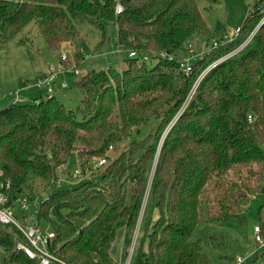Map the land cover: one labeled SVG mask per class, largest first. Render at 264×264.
<instances>
[{
    "label": "trees",
    "instance_id": "obj_1",
    "mask_svg": "<svg viewBox=\"0 0 264 264\" xmlns=\"http://www.w3.org/2000/svg\"><path fill=\"white\" fill-rule=\"evenodd\" d=\"M262 9L264 0H254L239 35L190 60L187 74L180 61L187 46L214 42L196 0H0L2 43L37 21L39 35L58 53L79 40V23L105 33L112 20L117 49L127 53L124 69H92L77 78L74 109L58 91L0 108V173L11 182V200L35 196L34 182L49 190L72 154L81 169L107 160L93 172L103 170L102 184L90 179L42 197L36 221L55 233L51 251L58 257L116 264L118 231L130 238L139 228L131 264H233L237 242L224 228L236 224L247 239L245 209L257 196L263 200L255 226L264 237V23L255 29L253 18ZM243 44L195 87L206 66ZM62 55V70L68 65L77 77L70 69L80 59ZM152 119L154 130L139 138ZM23 243L17 228L0 223V264H39L18 248Z\"/></svg>",
    "mask_w": 264,
    "mask_h": 264
},
{
    "label": "rangeland",
    "instance_id": "obj_2",
    "mask_svg": "<svg viewBox=\"0 0 264 264\" xmlns=\"http://www.w3.org/2000/svg\"><path fill=\"white\" fill-rule=\"evenodd\" d=\"M217 1V3H214L210 2V0H196L204 19L211 26L214 41L221 40L224 37H231L234 31L241 29L254 5V0ZM255 16L256 17L253 18L255 21L254 28L256 29L264 23V9L260 10ZM78 29L80 32L79 40L69 41L64 44L58 53L50 49L45 40L39 35L37 21L29 23L10 42H0V98L5 96V94L8 95L10 92L15 91L12 89V86L16 84L15 87H18L21 79H25L24 84L26 86H31V84L37 86L38 79H34L33 81H29L28 79L31 80L35 77L36 72H39L41 69L47 68L40 76L49 74L51 68L58 70L60 73V71L64 69V65L58 57L62 54H67L69 59L72 61L74 60V57L80 59L77 69L81 72V74L87 73L92 69L101 70L108 68L109 66L119 70L124 69L125 57L127 53L121 52L117 49V28L114 21L110 20L105 22V33L100 32L95 26L86 22L79 23ZM192 44V46H187L188 50L186 53L184 51L180 61H185L187 59V53L190 52L189 49H192V51L197 52L202 56V53L200 52H202L210 43L203 46L200 50L197 49L196 44ZM228 58L230 57H221L216 60V62H212L210 65L206 66L198 76V81H196L195 87L199 84L198 82L201 81V79L212 69V66ZM77 78L78 77L72 75V78L70 79L71 83H65L68 84L69 87L64 92V96L61 95V91L55 89L56 92H60L58 96L60 97L62 103L73 109L76 108L78 99L80 98V93L76 87ZM44 90V94L47 95L48 92L46 89ZM2 98L4 99V97ZM10 98L8 97L7 101L13 100L12 98L10 100ZM174 121L175 120H173V122ZM156 123V119H152L149 124L140 128L137 136L141 138L152 132L157 125ZM124 145L125 143L122 147ZM108 151L106 154L111 159L117 156L115 149L112 150V148H110ZM118 151L120 152V149ZM91 164H93V161ZM89 168L90 169H81L76 155L72 154L67 164L57 170L56 182L49 186V190L43 192L45 190L43 187L44 184H42V182H34L31 185L34 190L33 194L36 196H46L48 193L52 192V189H72L78 184L90 179L94 182L102 184L103 179L98 174H101L103 170L95 172L96 174H94V170L98 171L99 168ZM78 171H80V175L77 179L71 180V177H73ZM262 200V196L253 198L250 205L247 209H245L249 220L247 239L242 237L239 232V226L236 224L230 223L224 228L225 231L233 237L235 242H237L236 247L233 248L234 257H243L245 259L244 264H264V247L259 249L258 244L254 241L253 235V229L255 225L258 224V206ZM17 212H20L19 208H16V213ZM119 239L121 240L120 234L117 236L115 245H118ZM130 245L131 242L127 239L125 245H123L121 249H119V247L118 249H115L114 260L116 264L125 263ZM144 249H147L146 244ZM207 254L213 263H216L217 257L214 251L208 249Z\"/></svg>",
    "mask_w": 264,
    "mask_h": 264
},
{
    "label": "built area",
    "instance_id": "obj_3",
    "mask_svg": "<svg viewBox=\"0 0 264 264\" xmlns=\"http://www.w3.org/2000/svg\"><path fill=\"white\" fill-rule=\"evenodd\" d=\"M122 11L121 6L116 7V12L120 13ZM240 33V29L234 31L231 37H224L220 41H214L210 43L202 52V56L197 52L189 49V56L187 59L181 60V63L184 67V71L188 74L190 72L189 61L195 58L203 59L207 54L215 51L220 45H224L229 41L236 38ZM249 41V40H247ZM245 42L244 44H246ZM244 44L237 48L233 53L225 56L231 57L232 54L236 53L240 48L244 47ZM119 51V50H118ZM135 54L133 52L129 53V56L132 57ZM63 61H66V56L61 55ZM75 73L77 77L81 76V72L77 69V65L73 64L70 69ZM63 70L60 71V73ZM59 75V71L51 68V71L46 76L42 75L38 78V88L46 89L48 94L55 93V84L57 82ZM68 84H64L63 87H67ZM195 89V87H194ZM8 97H13V101H24L20 99L19 91L10 92ZM107 164V160L105 158L95 159L93 160L92 168H101ZM80 175V171L76 172V174L72 177L73 180L77 179ZM11 190V182L10 180H2L0 173V223L4 225H13L15 228L19 230V232L24 236L26 243L19 244L18 248L22 250L25 255L32 260H37L39 264H68L65 260L58 257L52 249V245L56 238L55 233L50 230L49 227L40 226L37 219V212L42 200L43 196H28V195H18L14 200H11L9 196V191ZM16 208L20 209V212L16 213ZM139 228L135 229L130 249L128 252L127 259L124 264H131L133 252L135 249V245L137 243ZM254 241L258 244L259 249L264 247V237L261 234L260 228L255 226L253 229ZM245 259L243 257H235L233 264H244Z\"/></svg>",
    "mask_w": 264,
    "mask_h": 264
},
{
    "label": "crops",
    "instance_id": "obj_4",
    "mask_svg": "<svg viewBox=\"0 0 264 264\" xmlns=\"http://www.w3.org/2000/svg\"><path fill=\"white\" fill-rule=\"evenodd\" d=\"M26 39H28V38H26ZM78 63H79V62H78ZM46 69H47V68H45V69H41L39 72H36L35 77H33L31 80H30V79H28V80H29V81H33L34 79H36V77L38 78V76H40L42 73H44V72L46 71ZM83 74H84V73H83ZM71 78H72V74H71V72L69 71V69H68V65H67V66H66V70L63 71V72H61V73L58 75V82L55 84L56 89L59 90V91H61L62 94H65L64 92H65L66 90H63V89H64L63 86H64L65 83L70 84V83H71V82H70V79H71ZM24 83H25V79H21V82H20V84L18 85V87H15L16 84H14V85L12 86V89H14L15 91H19L20 99L25 100V101H34V100L38 99L39 97H41L42 95H45V94H44L45 90H44L43 88H38V87L34 86L33 84H31V86H30V85L26 86ZM14 87H15V88H14ZM65 89H66V88H65ZM11 91H13V90H11ZM13 92H14V91H13ZM2 97H4V99H3ZM2 97L0 98V106H1L0 108H2V107H4V106L8 105L9 103H12V101H13V100H11L10 97H9V98H10L11 101H7L8 97H7L6 94H5V96H2ZM5 97H6V98H5ZM119 234H120V238H121V240L119 239L118 245H115V244H114V252H115V249H116V248L118 249V247H119V249H121V248L123 247V245H125L127 239H129L130 242H131V240H132V237L129 238V237L126 235L125 231L122 230V229L118 231L117 236H118ZM115 241H116V240H115Z\"/></svg>",
    "mask_w": 264,
    "mask_h": 264
}]
</instances>
